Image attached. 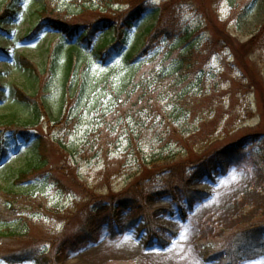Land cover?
I'll return each instance as SVG.
<instances>
[{
  "label": "rangeland",
  "instance_id": "rangeland-1",
  "mask_svg": "<svg viewBox=\"0 0 264 264\" xmlns=\"http://www.w3.org/2000/svg\"><path fill=\"white\" fill-rule=\"evenodd\" d=\"M166 1L147 0L146 13L129 30L122 49L98 50L112 36V29L98 26L91 41L81 39V58L71 71L67 69L69 45L79 41L83 31L73 39L66 38L43 24L41 0H13L17 12L1 18L0 264H41L33 259L14 263L17 257H10L31 248L51 251L54 264L264 261V248L234 245L229 240L234 229L264 221V166L257 161L264 153V68L259 46L251 44L264 24V0H175L169 7L179 21L173 39H161L133 63L125 62L129 51L141 48L156 11ZM7 2L0 0V13ZM91 3L100 9L97 0H54L70 21L75 17L76 21L99 19ZM118 8L127 7L115 5L112 10ZM116 16L112 13L110 18ZM169 42L175 51L162 62L168 70L179 66L177 50L194 45L198 66L185 73L183 88L200 92L201 105L216 103L217 116L209 117L202 126L198 137L204 141L194 150L173 141L161 147L151 140L152 129H146V139L140 143L146 157L143 162L152 163L155 153L160 160L156 167L147 165L146 172L141 171L145 199L138 206L111 211L108 200L115 196L119 200L128 192L131 195L129 176L139 170L138 166L132 170L133 156L125 155L131 146L128 136L142 128L127 111L129 102L120 109L118 101L135 85L123 83L160 59ZM58 46L62 47L57 53ZM23 57L36 66L25 68ZM19 90L29 98L19 96ZM11 120L14 124L8 125ZM96 131H100V140L92 147L94 142L88 140ZM105 141L111 163L121 158L131 168H116L117 161L112 175L103 174L105 155L99 149ZM232 145L246 152L241 163L226 172L218 168L212 176L204 171L193 175L199 160ZM35 166L37 172L19 179L22 170ZM168 166L172 174H151ZM182 186L205 193L191 205ZM7 191L14 192V202L8 200ZM7 204L9 208H5ZM91 211L107 216L93 236L87 237L81 227ZM148 217L162 239L149 240ZM11 230L27 235L11 236ZM50 238L56 242L53 248Z\"/></svg>",
  "mask_w": 264,
  "mask_h": 264
},
{
  "label": "trees",
  "instance_id": "trees-1",
  "mask_svg": "<svg viewBox=\"0 0 264 264\" xmlns=\"http://www.w3.org/2000/svg\"><path fill=\"white\" fill-rule=\"evenodd\" d=\"M41 1L42 4L39 8V12L43 24H47L51 28L60 31V35L63 37L66 36L73 38L83 31L80 34V40L74 43L71 42L69 45L67 68L69 71L73 69L76 62H78L81 58L83 51L80 43L81 39H83V41H91V38L95 32L100 30L97 29L98 26L103 30L112 29V36L102 41V43L98 45L97 49H108L110 46L122 49L127 42L126 39L129 30L135 25L137 21L142 18L148 9L146 4L147 0H97L98 4H100V9H94V3H91V8L94 12H98L99 19H95L94 17L76 21L77 17H75V20L70 21L66 20L65 16L62 15L61 10H59L60 8L58 9V7L54 5V0ZM174 1L175 0H168L164 2L163 6L159 8L160 10L156 11L157 14L154 23L146 30L147 36L141 44V48L138 51H129L123 58L125 62L133 63L139 55L146 53L148 49L155 46L156 44H160L161 39H173L172 36L176 35L174 32L178 30L179 23L176 11L173 10V8H169L171 6L170 4ZM115 5H125L127 8L125 10L118 8L114 11L112 10V7ZM105 10L108 11L107 15L104 14ZM16 12L17 10L14 8L13 0H8L2 12L0 13V20L6 15H12ZM112 13L117 14V16L110 18ZM65 44L66 43L62 42L63 46ZM251 44H257L259 46V51L262 54L261 64L264 68V24L259 33L256 34V36L252 39ZM61 47L62 46H58L55 48L57 53L61 50ZM174 48L175 45L170 44L169 42L166 48L162 50V57L160 59L146 65V69L143 74L136 77L134 74L132 79L123 83V86H126L130 83H132V86L135 85V88L129 90L125 96H120L118 101L120 103V109L122 105L129 102L130 110L127 111L130 112L132 117L136 118L137 123L139 124L140 128H142L138 131L132 130V133L128 136L131 146L129 153L125 155L126 157L128 155L133 156V160L135 163L137 162V164H132V170H134V167L137 166L139 170L129 176V179H132V183L130 184L128 190L130 191L132 189L131 195L128 192L126 197H123L119 200H116L118 196L108 200L111 211H116L118 208H125L130 205L138 206L139 203L145 199V193H142L144 186H141L143 181L139 182L141 177H144V175L141 176V171L144 170L143 172H146L145 170L147 165L156 167V163H158V160H160L159 158L155 157L157 155L155 153V155H153L151 158L152 163L143 162L145 161L146 157L144 158L142 155L140 143L146 139L144 133L149 131L146 129H152L154 136L151 137V140L155 139V142L161 147H163V145L167 146L173 141L176 144L185 146L189 150H194L195 148L200 147L204 141L202 137H198L202 126L206 124L209 117L217 116L216 103L209 104L208 106L201 105V99L203 95L200 92L188 91L187 89L183 88V85L187 79L185 73H191V71H194L198 66V60L195 58L196 49L194 45L187 46L183 50H177V55L179 58L178 68L168 70L162 66L164 57L167 54H170V52L175 51ZM21 60L24 62L25 68L30 69L31 67L36 66L33 61L24 57L21 58ZM51 62H54V56H51ZM188 70L190 72H187ZM123 91L126 90L123 89ZM18 95H24L25 98H29V96H27L23 90H19ZM190 118H195L193 123L189 122ZM13 124L14 120H11L8 125ZM99 135L100 131H96L90 136L88 142H94L92 147L95 146L97 141L100 140ZM85 150H89L91 152L92 149L87 147ZM99 150H102L101 153L105 155V167L103 174L108 173L112 175V167L117 165V161H119V163L116 168H131V166H126L128 164V160L123 162L121 158L115 159L111 163V160L109 159L111 153L108 151L106 141ZM245 154L246 152L243 151V149L236 150L235 145L228 146L223 150H218L215 152V154L211 155L209 159L206 157V159L203 158L199 160L193 175L198 176L201 171H207L209 174H211L212 171L216 170L217 168H220L222 171L226 172L230 166L241 163L245 158ZM258 160H260L261 164L264 166V153L257 156V161ZM38 169L39 167L35 166L30 170H22L19 174V179H27L30 174L35 171L37 172ZM165 171H171V174L173 172L172 167L168 166L160 172L156 171L151 174L159 175ZM170 176L172 177V175ZM182 189L191 203H193L196 194L202 193L200 190H194L184 186H182ZM12 193L14 192L7 191L6 194L8 200H12V202H14L15 198H12L13 196L11 197ZM8 203L11 205L9 201ZM9 204L5 205V208H9ZM2 212H7V209L3 210ZM144 212L149 215L148 210H144ZM106 216L107 214L99 216L95 211L90 213L83 223L81 230L84 232L87 231V237L91 233L93 236V231L98 225L103 223ZM90 226L93 228L91 231L88 229ZM152 227V220L148 217L146 228L148 230L150 240H152L155 236L162 239V236ZM10 235L19 238L27 234L11 230ZM232 235L233 237H229V240L234 243V245H251L256 246L259 249H263L264 221H255L253 223L246 224L245 226H240L233 230ZM67 239L68 238H66L65 241H67ZM49 243L51 244L52 248L53 246H56V242L53 238L49 239ZM225 243L229 244L227 243V239ZM229 247H232V245H229ZM44 251H46V249ZM44 251L40 252L38 249L31 248L22 250V252H17L10 257H17V260H15L14 263H20L24 260L33 259L41 262V264H54L53 259L51 258L52 252L50 251L48 253H43Z\"/></svg>",
  "mask_w": 264,
  "mask_h": 264
},
{
  "label": "snow or ice",
  "instance_id": "snow-or-ice-1",
  "mask_svg": "<svg viewBox=\"0 0 264 264\" xmlns=\"http://www.w3.org/2000/svg\"><path fill=\"white\" fill-rule=\"evenodd\" d=\"M252 264H264V261L254 260V261H252Z\"/></svg>",
  "mask_w": 264,
  "mask_h": 264
}]
</instances>
